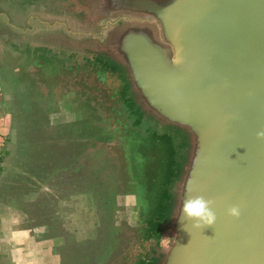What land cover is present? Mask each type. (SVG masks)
<instances>
[{"label":"water","instance_id":"water-1","mask_svg":"<svg viewBox=\"0 0 264 264\" xmlns=\"http://www.w3.org/2000/svg\"><path fill=\"white\" fill-rule=\"evenodd\" d=\"M123 2L132 17L110 33L117 47L26 77L24 107L45 102L41 124L52 130L45 143L51 136L71 145L73 160L42 178L15 163L0 182V201H14L17 187L36 192L26 210L41 232L43 200L58 180L101 177L93 181H108L111 222L99 264H264V139L256 136L264 130V0ZM1 48L2 72L17 81ZM74 97L121 128L98 135L89 114H75ZM189 195L213 201L212 226L182 227ZM233 205L239 218L228 215ZM163 237L175 242L164 248Z\"/></svg>","mask_w":264,"mask_h":264},{"label":"rangeland","instance_id":"rangeland-1","mask_svg":"<svg viewBox=\"0 0 264 264\" xmlns=\"http://www.w3.org/2000/svg\"><path fill=\"white\" fill-rule=\"evenodd\" d=\"M89 2L96 3L97 0H14L12 6L17 8L19 16L33 13L54 24L53 29L38 39L76 50L79 45L77 39L88 37L94 28L77 26L72 14L82 11L85 19L94 17V4L89 5ZM100 11L105 13L103 9ZM3 70L0 66V182L16 171L13 169L15 163L22 171L38 178H42L41 174L48 170L68 165L73 160L71 145L59 144L51 136H48L49 142L45 143V134L50 135L52 130L43 129L41 108H25V98L19 97L22 82H27V79L22 84L10 79L9 85ZM31 121L33 127H27L26 122ZM20 178L31 181L27 176L21 175ZM100 178L95 177L93 180ZM93 180L90 177L61 179L54 187L58 198L54 197L51 207L53 242L57 257L63 255L65 258L62 264H99L108 254L106 244L111 222L106 203L108 181L103 178L100 187ZM22 189H15L14 202L21 200ZM39 222L42 224L46 220L40 219ZM71 246L82 249L77 255L78 259L73 255L75 259L71 255L67 258L66 251Z\"/></svg>","mask_w":264,"mask_h":264},{"label":"flooded vegetation","instance_id":"flooded-vegetation-1","mask_svg":"<svg viewBox=\"0 0 264 264\" xmlns=\"http://www.w3.org/2000/svg\"><path fill=\"white\" fill-rule=\"evenodd\" d=\"M13 3L14 0H0V35H7L6 38L0 37V45L2 52L11 63L12 75L14 78L18 77L17 82L19 83L21 80L27 79L28 74L35 69H40L47 76L53 70L68 69L71 65L91 60L94 51L117 47L118 45L114 44L110 33L119 21L123 22L132 17V14L128 13V8L132 6L124 3L123 0L89 2V5L94 4L93 10L96 12L94 17L85 19L84 12L80 11L73 12L72 18L77 26L94 28V31L90 32L88 37L77 39L79 45L76 50H72L38 39L53 29L54 24L40 15H32L33 13L31 15L20 14L19 16L17 8L12 6ZM100 9L105 10V13ZM5 76L10 85L9 81L13 79L12 76L10 75V78ZM32 76L36 78L37 74L33 73ZM27 82H22L21 88H29ZM37 105L42 109V113L49 109L42 99ZM72 109L77 117H85L89 114L95 125L99 127L95 130L98 135L112 137L121 128L120 125L113 126L108 115L92 101L88 102L74 97ZM47 117L52 119L55 115L49 116L48 114ZM42 122H44V115ZM130 158L133 163L132 172L137 179L136 176L140 171L134 165L132 155ZM37 196L39 195L36 192L29 194L23 190L20 195L21 201H0V264H62L64 261L63 255L61 258L57 257L58 253L55 251L53 242L51 207L54 197H58L55 195L54 189L47 192L46 199L43 200L46 206L43 218L46 220L47 226L38 232L37 225H35L36 219L26 210L28 208L26 200H30L31 197L37 198ZM81 250L73 246L68 247L67 258L69 255H73L78 259L77 255Z\"/></svg>","mask_w":264,"mask_h":264},{"label":"clouds","instance_id":"clouds-1","mask_svg":"<svg viewBox=\"0 0 264 264\" xmlns=\"http://www.w3.org/2000/svg\"><path fill=\"white\" fill-rule=\"evenodd\" d=\"M258 139H264V130L256 133ZM213 201L206 199L202 195L187 196L182 198V207H180L179 215L182 222V227L187 231L185 227V221H191L193 228H204L206 226H212L216 221V214L212 208ZM228 215L239 218L241 210L239 205H233L228 208ZM174 243V237H163L161 240V246L167 248L169 243Z\"/></svg>","mask_w":264,"mask_h":264}]
</instances>
